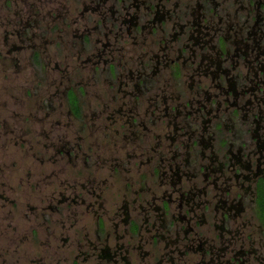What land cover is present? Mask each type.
Wrapping results in <instances>:
<instances>
[{"label": "flooded vegetation", "instance_id": "1", "mask_svg": "<svg viewBox=\"0 0 264 264\" xmlns=\"http://www.w3.org/2000/svg\"><path fill=\"white\" fill-rule=\"evenodd\" d=\"M40 1L0 0L20 25L10 51L29 47L41 79L48 43L61 44L44 34L74 25L71 48L93 72L54 69L44 106L61 100L77 125V142L66 132L44 147L83 155L82 181L62 180L44 208L60 224L95 215L74 263L134 264V252L139 264H264V0Z\"/></svg>", "mask_w": 264, "mask_h": 264}, {"label": "rangeland", "instance_id": "2", "mask_svg": "<svg viewBox=\"0 0 264 264\" xmlns=\"http://www.w3.org/2000/svg\"><path fill=\"white\" fill-rule=\"evenodd\" d=\"M34 1L43 4L40 0ZM63 2L66 7L71 4L70 0ZM45 3L48 4L47 1ZM48 6L43 12L48 10ZM9 9L12 11L9 17L0 14V264H75V256L81 252L77 237L82 236L86 229L94 230L95 215L80 213L75 216L66 211L62 217L64 224H60L57 220L60 215L44 208L50 198L56 199L65 190L61 185L62 180L70 183L74 179L82 181L79 167L83 163L80 150H77L78 158L73 160L74 163L65 157L58 160L52 148L44 147L46 137L56 141L67 132V139L72 143L77 137L74 134L77 133L76 123L69 125L68 113H61L66 110L59 107L61 100H55L51 105L50 108H57L55 110L44 106L46 100L55 97L53 90L57 83L53 77L58 71L54 72V69H61L63 65L83 67L86 73L84 78L93 72L86 69L83 63L85 57L76 54L77 45L76 50L71 48L76 40L72 35L74 25H71L63 28L61 33L49 31L44 34L48 42L55 37L56 41L61 40V44L48 43L45 56L48 69L41 79H37L42 72L33 64L31 49L10 51L13 45L21 46L22 43L14 32L20 25L11 24V20H15V3ZM5 32H9L10 37L6 38ZM34 41L38 43L40 40L35 37ZM101 87L107 89L104 83H101ZM93 89L94 86L91 92ZM100 93L99 89L94 95L95 99ZM103 98H107L106 95ZM111 102L113 106H120L117 100ZM105 115L106 112L103 113ZM96 120L105 122L106 119L96 117ZM101 130H95L96 134H100ZM108 206L113 208L114 205ZM262 209L264 213V201ZM43 211L51 218L40 224L41 218L38 221L35 214H42ZM255 218L256 234L264 237V219L259 215ZM145 247L150 250L152 245ZM132 254L134 264H139L135 253ZM77 259L76 264L97 263L95 258L83 261L82 255Z\"/></svg>", "mask_w": 264, "mask_h": 264}]
</instances>
